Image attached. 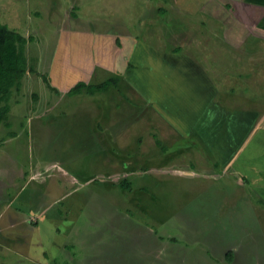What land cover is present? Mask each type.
<instances>
[{
    "label": "rangeland",
    "instance_id": "obj_1",
    "mask_svg": "<svg viewBox=\"0 0 264 264\" xmlns=\"http://www.w3.org/2000/svg\"><path fill=\"white\" fill-rule=\"evenodd\" d=\"M0 22L32 69L0 126L29 206L0 212V264H264V0H0ZM76 33L86 84L116 85L56 84Z\"/></svg>",
    "mask_w": 264,
    "mask_h": 264
},
{
    "label": "crops",
    "instance_id": "obj_2",
    "mask_svg": "<svg viewBox=\"0 0 264 264\" xmlns=\"http://www.w3.org/2000/svg\"><path fill=\"white\" fill-rule=\"evenodd\" d=\"M70 16H71V19H72L71 21L72 22H78V24L79 23L88 24L86 21H84V22L81 21L78 16H74L72 14ZM99 25L102 26V24H99ZM88 26L90 27L89 29H91L92 32L95 33L96 30H95V27L93 26V23L89 22ZM62 31H64V34L66 32L72 33L71 29L66 31L65 27L62 29ZM96 32H98V31H96ZM99 33L100 32H98L97 34H99ZM83 36H85V35H83ZM105 36L108 38L107 42L111 43V41L109 40V36H108L107 32H105V33L103 32L101 38L103 37V39H104ZM82 42L83 43L80 44V48L73 49L72 46L73 45H77V33H76L74 41H72V39H71L70 40V44L66 45V47L67 48L69 47V50H70L69 54H66V56L71 59V62L68 64V71L69 72L65 73V75L57 77L56 84L61 87L60 88L61 90L67 91V90L71 89L72 87H74L79 82L91 83L90 80H91V78H93V76L95 74V71L97 70L96 67L99 66V65L103 66V63H100L102 61H100L99 58L97 59L95 57H91V56L89 57L88 56L89 49L87 47H88V44H89L88 43L89 39L85 38L84 40H82ZM75 51H78L79 54H80L79 57L76 58V59L73 58V52H75ZM58 58H59V52H57V54L55 56V61L52 63L53 64V68L55 67L54 64H57ZM86 58H88L90 60L87 61V60H85ZM92 58H94L93 61H92ZM112 65H108L107 64L106 66H107V68H109V66L113 67ZM113 68H115V67H113ZM61 69H63V68H61ZM50 80H53V78L51 76V73H50L49 82H51ZM251 109L255 110V107H252ZM14 135L15 134L13 132H9L8 142H11L10 139ZM0 159H5L6 161H9V162H7L6 165L10 166V167L4 169L5 172H1V170H0V175L3 176V177H0V185H1V188H2V192L0 193V212H3L5 210V208L14 206V204L16 203L17 200H20V203L18 204L19 207L22 206V207H26V208L29 209L28 202H27V196L25 195L26 188L23 189L22 191L18 190L15 196L9 194L10 188L15 189L14 187L16 186L15 183L17 181H19V182L23 181L24 171H22V168L19 167V164H17L16 161L13 158H11L10 154H8V153L1 154L0 153ZM257 163L260 164V162H257ZM254 170L255 169L253 167L250 168V172L251 173ZM8 183H10V184H8ZM7 191H8V194H7ZM24 197H25V200H24ZM20 211L21 210H19V212ZM30 211H32V209H30ZM0 218H2V214L0 215Z\"/></svg>",
    "mask_w": 264,
    "mask_h": 264
},
{
    "label": "trees",
    "instance_id": "obj_3",
    "mask_svg": "<svg viewBox=\"0 0 264 264\" xmlns=\"http://www.w3.org/2000/svg\"><path fill=\"white\" fill-rule=\"evenodd\" d=\"M27 39L20 33L9 29L5 24L0 22V126L6 123L10 105L8 104L9 96L13 88H19L22 84V79L32 69L28 67V60L26 57ZM117 78V77H116ZM48 82L50 89L58 92L56 88L50 85L47 78H44ZM117 81L109 78L101 85L86 84L85 82H79L69 91L70 93H80L86 91L88 93H94L97 91H103L110 85H116ZM228 258H232V253H227Z\"/></svg>",
    "mask_w": 264,
    "mask_h": 264
}]
</instances>
